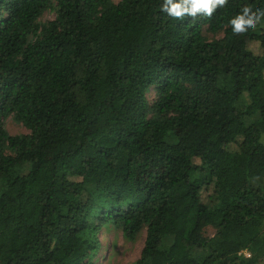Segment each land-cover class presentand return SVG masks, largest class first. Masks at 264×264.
<instances>
[{
  "label": "trees",
  "instance_id": "obj_1",
  "mask_svg": "<svg viewBox=\"0 0 264 264\" xmlns=\"http://www.w3.org/2000/svg\"><path fill=\"white\" fill-rule=\"evenodd\" d=\"M160 3L0 0V264H91L106 225L145 231L133 264L264 257V24H227L264 0L180 19Z\"/></svg>",
  "mask_w": 264,
  "mask_h": 264
},
{
  "label": "rangeland",
  "instance_id": "obj_2",
  "mask_svg": "<svg viewBox=\"0 0 264 264\" xmlns=\"http://www.w3.org/2000/svg\"><path fill=\"white\" fill-rule=\"evenodd\" d=\"M118 1V0H113ZM54 4V0H51ZM55 17L53 8H47L38 18V24L43 25L48 20ZM201 33L206 39L219 38L222 32H211L206 27H202ZM31 39V38H30ZM156 97L155 86H150L145 92V98L149 105ZM244 101L240 98L237 102L238 107H242ZM258 114L255 113L252 116H245V124H249L253 119L257 118ZM3 127L8 135H22L28 133L29 130L25 128L21 122L17 121L12 114H8L2 117ZM168 141H174L172 135L166 137ZM6 152H10L6 149ZM202 233L205 237L211 238L214 234V228L210 225L203 227ZM97 248L93 258H91V264H133L139 257L140 251L143 246L145 231L142 230L138 237L132 241L126 240L122 237L121 232L117 229L110 227L109 225L103 226L97 233ZM192 255L200 256L201 250L196 247L191 250ZM247 255V252H244ZM264 264V257L257 263Z\"/></svg>",
  "mask_w": 264,
  "mask_h": 264
},
{
  "label": "clouds",
  "instance_id": "obj_3",
  "mask_svg": "<svg viewBox=\"0 0 264 264\" xmlns=\"http://www.w3.org/2000/svg\"><path fill=\"white\" fill-rule=\"evenodd\" d=\"M228 0H161L159 11L173 18L195 17L202 15L211 17L218 9L226 5ZM227 24L233 34H245L264 24V8L255 10L243 4L239 11L229 17Z\"/></svg>",
  "mask_w": 264,
  "mask_h": 264
}]
</instances>
